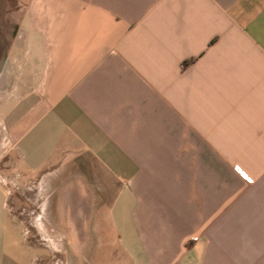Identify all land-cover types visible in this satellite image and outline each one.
<instances>
[{
	"label": "crops",
	"instance_id": "1",
	"mask_svg": "<svg viewBox=\"0 0 264 264\" xmlns=\"http://www.w3.org/2000/svg\"><path fill=\"white\" fill-rule=\"evenodd\" d=\"M19 212L75 264H264V0H0V264Z\"/></svg>",
	"mask_w": 264,
	"mask_h": 264
},
{
	"label": "rangeland",
	"instance_id": "2",
	"mask_svg": "<svg viewBox=\"0 0 264 264\" xmlns=\"http://www.w3.org/2000/svg\"><path fill=\"white\" fill-rule=\"evenodd\" d=\"M3 181L1 178V182ZM6 182L10 183L7 178ZM17 216L19 217L18 220L21 221L20 228L16 230L11 228L6 229L3 249L8 253L13 249L11 242L13 240L23 241V238H29L31 244H20V247L16 246L17 250L14 251L16 264H27L32 259V253L35 255V260L33 263L29 262L30 264H75V258L85 256L83 255L85 252L82 249L79 248L77 251L76 248L69 245L67 240L61 237L58 230L43 228L41 222L42 214L37 212H19L18 214H13L14 218ZM97 243L96 238H94L88 247L87 256L89 260L87 262L85 261L84 264L125 263L124 261L113 259L114 254H110L113 251L109 250L110 247L108 245H103L99 249ZM24 247L29 248L31 252H28Z\"/></svg>",
	"mask_w": 264,
	"mask_h": 264
},
{
	"label": "built area",
	"instance_id": "3",
	"mask_svg": "<svg viewBox=\"0 0 264 264\" xmlns=\"http://www.w3.org/2000/svg\"><path fill=\"white\" fill-rule=\"evenodd\" d=\"M245 177V176H244ZM245 179L248 181L249 179L247 177H245Z\"/></svg>",
	"mask_w": 264,
	"mask_h": 264
}]
</instances>
